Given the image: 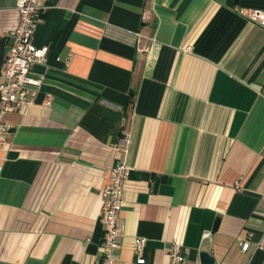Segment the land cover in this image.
<instances>
[{"label":"crops","instance_id":"0c3cea01","mask_svg":"<svg viewBox=\"0 0 264 264\" xmlns=\"http://www.w3.org/2000/svg\"><path fill=\"white\" fill-rule=\"evenodd\" d=\"M42 2V85L0 147V264H98L118 164L113 264H137L136 238L144 264L174 247L182 264H264V25L240 13L264 0ZM15 6L0 0V69Z\"/></svg>","mask_w":264,"mask_h":264},{"label":"built area","instance_id":"2783aa9c","mask_svg":"<svg viewBox=\"0 0 264 264\" xmlns=\"http://www.w3.org/2000/svg\"><path fill=\"white\" fill-rule=\"evenodd\" d=\"M16 11L19 21L17 26L8 33L11 44L6 52L3 66L0 69V147L10 134V125L6 121L11 113L21 114L27 105L35 101L42 81L35 77L31 68L36 63L46 60L48 46H35L34 35L40 22L39 14L44 9L42 0H16ZM240 13L264 25V12L241 9ZM0 169H2L0 165ZM1 174V170H0ZM128 175V167L118 164L108 172L109 182L102 190V207L100 222L104 230V240L99 248L98 264H113L116 252L120 248L119 239L122 236V227L119 222V213L124 200V182ZM209 237V233L203 234ZM146 240L136 238L133 242V251L137 255L136 263L144 264L142 257ZM249 248V242L241 246L243 251ZM170 264H182L184 256L178 247L172 248L169 253Z\"/></svg>","mask_w":264,"mask_h":264},{"label":"water","instance_id":"95a60500","mask_svg":"<svg viewBox=\"0 0 264 264\" xmlns=\"http://www.w3.org/2000/svg\"><path fill=\"white\" fill-rule=\"evenodd\" d=\"M219 224V218L215 220L212 231H215ZM200 264H214V258L206 252H201L199 255Z\"/></svg>","mask_w":264,"mask_h":264}]
</instances>
